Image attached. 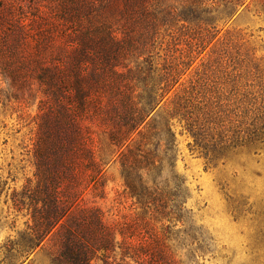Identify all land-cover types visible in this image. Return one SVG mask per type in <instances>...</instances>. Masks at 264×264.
I'll return each instance as SVG.
<instances>
[{
  "label": "trees",
  "instance_id": "1",
  "mask_svg": "<svg viewBox=\"0 0 264 264\" xmlns=\"http://www.w3.org/2000/svg\"><path fill=\"white\" fill-rule=\"evenodd\" d=\"M252 1L51 0L49 15L0 27V83L40 93L34 180L13 199L29 223L9 261L41 248L48 264H192L208 250L175 171L172 125L206 165L264 145V90L244 83L257 73L249 49L238 32L216 38L204 15L221 5L225 22ZM193 20L203 26L179 48L172 26ZM114 162L136 212L108 224L86 196L104 197Z\"/></svg>",
  "mask_w": 264,
  "mask_h": 264
},
{
  "label": "rangeland",
  "instance_id": "2",
  "mask_svg": "<svg viewBox=\"0 0 264 264\" xmlns=\"http://www.w3.org/2000/svg\"><path fill=\"white\" fill-rule=\"evenodd\" d=\"M50 1L0 0V27L10 22L14 25L29 13L49 15ZM210 6L206 4L208 11L204 15L216 18L213 23L219 30L216 38L222 39L225 30L243 37L237 43L243 50L249 49L248 56L253 58L249 65L252 63L257 71L254 78L244 83L254 85V90L262 94L263 6L257 0L252 1L247 7L238 8L225 22L222 17L227 11L221 5L213 6L214 9H209ZM198 26L203 25L195 20L179 21L172 26L179 48L185 47L192 32H198ZM39 99L36 84L29 89L11 90L0 83V264H48L41 248L10 261L6 248L10 241H17L29 223L26 205L17 207L13 199L22 196L27 180L31 183L34 180L32 148ZM172 126L178 151L175 171L183 178L188 193L185 205L208 242V250L192 264H264V145L255 150H240L215 166L206 165L202 156L189 149L190 135L176 121ZM122 192L119 166L114 162L105 172L104 197L89 194L86 198L100 208L106 223L113 224L131 220L136 212L130 198ZM91 264H100V260L94 259Z\"/></svg>",
  "mask_w": 264,
  "mask_h": 264
}]
</instances>
